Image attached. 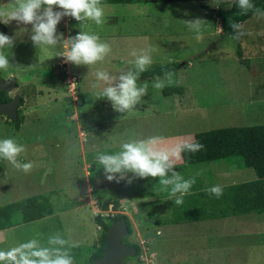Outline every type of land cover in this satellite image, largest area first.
<instances>
[{
  "label": "rangeland",
  "instance_id": "374dc122",
  "mask_svg": "<svg viewBox=\"0 0 264 264\" xmlns=\"http://www.w3.org/2000/svg\"><path fill=\"white\" fill-rule=\"evenodd\" d=\"M10 2L0 0V9H8ZM205 3L215 9L229 7L222 0ZM101 6L104 23L89 22L83 30L109 43L111 52L91 69L64 63L55 55L59 44L34 46L31 25L2 23L6 28L0 32L14 44L0 50L9 59L0 76H17L18 86L11 94L23 99L24 122L17 130L11 119L2 117L0 139L12 138L23 145L18 159L31 162L33 169L26 174L0 159V206L43 194L50 197L53 210L39 220L0 230V250L32 239L49 246V237L56 234L69 242L66 248L75 243L92 250L100 246L102 234L95 216L124 213L132 229L125 242L136 244L139 254L123 264H264V212L192 221L201 214L198 201L207 198L208 188L257 177L238 157L184 165L181 155L173 170L184 179L195 178V184L179 206L167 192L155 202L140 198L135 178L132 185L127 180L108 181L95 159L98 153H115L132 140L155 136L161 144L169 138L175 147L187 134L264 124V35H258L264 33V20L253 15L242 23L252 35L240 39L239 55L236 40L220 38L219 18H207L199 2ZM196 18L205 21L200 41L185 22ZM80 31L79 22L70 17L57 25V35L63 33L64 39ZM149 48L156 51L148 70L173 63V81L166 86H181L183 93L165 95L163 89L152 87L154 76L141 73L137 83L148 82V94L131 112H116L107 99H95L103 87H93L97 70L118 76L132 70L133 49ZM163 149H168L165 144ZM192 199L196 204L191 207ZM114 200L120 202L117 209L111 208ZM103 202H110V209H100ZM185 205L192 214L186 219L190 221L180 218L187 216V210H179ZM176 207L180 216L175 221Z\"/></svg>",
  "mask_w": 264,
  "mask_h": 264
},
{
  "label": "clouds",
  "instance_id": "9594fccd",
  "mask_svg": "<svg viewBox=\"0 0 264 264\" xmlns=\"http://www.w3.org/2000/svg\"><path fill=\"white\" fill-rule=\"evenodd\" d=\"M222 2L231 7V0H222ZM8 5V9H0V23L7 25L15 21L18 24L31 25L30 39L34 46L55 48L59 44L61 50L55 55L62 57L66 64L83 65L91 69L98 62L104 61L111 52L109 43L101 41L98 35L83 30L89 22H94L96 25L104 23V8L101 6V0H11ZM236 6L240 9L239 14L247 15L252 12L254 17L264 20V10L258 8L253 0H236ZM56 8L60 10H54ZM64 17L75 19L81 28L75 36L67 39L63 38V33L57 35V25ZM185 22L189 29L196 33L194 38L200 41L202 25L205 21L196 18ZM230 27L233 30L232 39L239 40L243 36L252 35L251 32L244 30L240 22L230 20ZM258 35H264V33H258ZM13 44V38L0 32V50L12 47ZM154 51H156L155 48L140 52L133 49L130 52V55L135 58L132 62V70L118 76L97 70L94 73L93 87L101 88V85L103 87L95 95V99H107L111 102L114 111L119 113L126 114L134 110L142 102V98L148 94V82L138 85L137 80L140 74L148 71L152 65L151 53ZM8 66V56L0 51V70H7ZM173 76L172 71H165L163 77L155 76L152 87L164 89L166 82L172 83ZM158 140V137L152 136L123 142L119 151L98 153L95 159L104 170L105 178L110 182L120 183L127 180V183L131 184L134 178L158 177L161 190L168 193L176 206L182 205L184 197L195 184V178L184 179L173 169L180 161L183 151L195 153L204 146L189 139L173 148L161 150L158 147ZM24 151V146L14 139H0V159L27 174L33 169V164L22 163L18 159ZM129 173L132 174V178L127 177ZM206 191L216 198L223 195L220 185H214ZM68 243L60 234L49 237L47 241L49 246H42L38 240L32 239L8 250H0V264H74L71 252L65 247ZM71 247H78V245L74 243ZM137 254H139V247Z\"/></svg>",
  "mask_w": 264,
  "mask_h": 264
},
{
  "label": "trees",
  "instance_id": "16d2710c",
  "mask_svg": "<svg viewBox=\"0 0 264 264\" xmlns=\"http://www.w3.org/2000/svg\"><path fill=\"white\" fill-rule=\"evenodd\" d=\"M200 3L201 8L205 11L206 17H218L221 24L220 38H232L233 30L230 27V20L243 23L253 16L252 12L247 15L239 14L240 9L236 6V0H231V7L226 8H212L208 6L206 1L216 0H101V4H130V3H149V2H192ZM253 3L264 10V0H253ZM6 28V27H5ZM237 42V52L242 53L240 39ZM173 64V63H172ZM166 63L157 66L141 74V76H157L163 75L165 71H173V65ZM165 95H172L174 93H183L181 86H165L163 89ZM5 99L7 93L1 92ZM23 103L21 97L20 106ZM12 124L15 129L19 130L21 124L24 122V117L21 111H18L16 120L12 119ZM193 141L201 143L204 147L195 153L183 151V164H198L202 162H215L222 160H229L233 157H238L241 160V165L244 167L253 168L257 177L253 180L231 184L229 187H222L223 195L220 198L210 196L207 192V198L204 201H198L197 209L201 214H197L196 219H211L224 218L228 216H238L249 213H263L264 212V124H254L249 126H231L213 128L210 130L199 131L195 133ZM112 153V151H108ZM158 178V177H157ZM157 178L148 177L147 179L135 178L137 181L136 189L139 197H154L151 200L155 202L159 199L163 192L161 185ZM125 182H123L124 184ZM126 184V183H125ZM188 203V202H187ZM110 202H103L99 204L102 210L110 209ZM191 207L196 204V199L190 201ZM120 205L119 200L113 201L112 209H117ZM187 205V204H186ZM182 207L179 210H187ZM50 197L39 194L25 197L11 203L0 206V230L7 229L13 226H18L28 222L39 220L50 214L53 210ZM173 218L179 220L180 214L177 213L178 208H175ZM195 211V210H192ZM203 212V213H202ZM192 214L187 210V216L181 214L180 218L191 219ZM125 218L128 221L127 215L124 213H115L103 215L98 213L94 220L95 223L101 227L102 234L100 237V246L90 250L88 247L78 244V247H67L71 252L74 264H96L95 259L104 254L106 246V229L117 219ZM190 221V220H186ZM129 223V221H128ZM129 236L132 233L130 227ZM127 238L124 239L126 241ZM136 245V244H132ZM137 246V245H136ZM138 255V254H137ZM136 255V256H137ZM134 258V257H131ZM128 258L126 260H129ZM125 260V261H126ZM124 261V262H125Z\"/></svg>",
  "mask_w": 264,
  "mask_h": 264
},
{
  "label": "water",
  "instance_id": "95a60500",
  "mask_svg": "<svg viewBox=\"0 0 264 264\" xmlns=\"http://www.w3.org/2000/svg\"><path fill=\"white\" fill-rule=\"evenodd\" d=\"M4 25L0 23V31L4 30ZM17 88L16 78L0 79V92L13 91ZM21 102V96L16 94L11 100L0 103V116L9 115L16 120L18 117L17 107ZM130 229L128 221L120 218L112 222L106 229V246L104 254L95 259L96 264H123L128 257H134L138 252V247L124 241L129 235Z\"/></svg>",
  "mask_w": 264,
  "mask_h": 264
},
{
  "label": "flooded vegetation",
  "instance_id": "af4514ba",
  "mask_svg": "<svg viewBox=\"0 0 264 264\" xmlns=\"http://www.w3.org/2000/svg\"><path fill=\"white\" fill-rule=\"evenodd\" d=\"M5 27V26H4ZM4 30H5V28H4ZM3 30V31H4ZM14 75L12 74V73H10L8 76H0V79L1 78H3V79H9V78H11V77H13ZM15 78H16V81H17V86H18V79H17V76H14ZM1 92H6L7 93V95H6V98L4 99L1 95H2V93ZM0 92V103H3V102H6V101H9V100H11L16 94H11V91L10 92H8V91H1ZM20 110V104L18 105V107H17V114H18V111ZM2 117H5L6 119L5 120H9V119H11L10 118V116L9 115H6V114H3V115H1L0 116V119L2 118Z\"/></svg>",
  "mask_w": 264,
  "mask_h": 264
},
{
  "label": "crops",
  "instance_id": "0c3cea01",
  "mask_svg": "<svg viewBox=\"0 0 264 264\" xmlns=\"http://www.w3.org/2000/svg\"><path fill=\"white\" fill-rule=\"evenodd\" d=\"M194 138H195V134H187L186 136H183L182 138H181V140H182V143L184 142V141H187V140H189V139H192V140H194ZM169 138H166V139H162V143L161 144H158V147L161 149V150H164L163 149V146H164V144L167 146V148L168 149H170V148H172L173 147V145H175L174 144V142L173 141H171L170 142V144H169ZM181 144V143H180ZM130 185H132V184H130ZM140 198H146V197H140ZM152 198H154V197H152V196H150V197H148V199L149 200H153ZM192 221H194V220H192ZM180 225H182V224H180Z\"/></svg>",
  "mask_w": 264,
  "mask_h": 264
},
{
  "label": "built area",
  "instance_id": "2783aa9c",
  "mask_svg": "<svg viewBox=\"0 0 264 264\" xmlns=\"http://www.w3.org/2000/svg\"><path fill=\"white\" fill-rule=\"evenodd\" d=\"M75 80H76V78H73V81H72V87H73V88H74L75 85H76V84H75V82H76ZM70 83H71V82H70Z\"/></svg>",
  "mask_w": 264,
  "mask_h": 264
}]
</instances>
